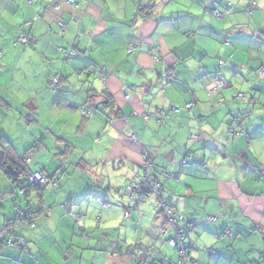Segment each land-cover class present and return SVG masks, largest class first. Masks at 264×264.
Returning <instances> with one entry per match:
<instances>
[{"label": "clouds", "instance_id": "1", "mask_svg": "<svg viewBox=\"0 0 264 264\" xmlns=\"http://www.w3.org/2000/svg\"><path fill=\"white\" fill-rule=\"evenodd\" d=\"M0 264H264V0H0Z\"/></svg>", "mask_w": 264, "mask_h": 264}]
</instances>
